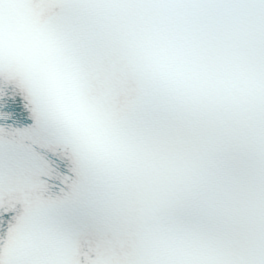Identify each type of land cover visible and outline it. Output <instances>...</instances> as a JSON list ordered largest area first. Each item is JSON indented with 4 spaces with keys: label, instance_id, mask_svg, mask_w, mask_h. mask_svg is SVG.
Instances as JSON below:
<instances>
[{
    "label": "snow or ice",
    "instance_id": "6c2138e0",
    "mask_svg": "<svg viewBox=\"0 0 264 264\" xmlns=\"http://www.w3.org/2000/svg\"><path fill=\"white\" fill-rule=\"evenodd\" d=\"M0 264H264V0H0Z\"/></svg>",
    "mask_w": 264,
    "mask_h": 264
}]
</instances>
